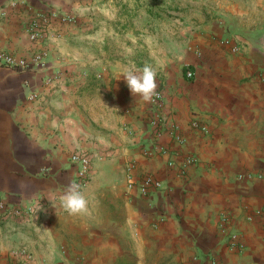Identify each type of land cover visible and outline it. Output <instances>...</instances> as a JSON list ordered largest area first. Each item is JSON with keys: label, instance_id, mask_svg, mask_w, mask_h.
Listing matches in <instances>:
<instances>
[{"label": "crops", "instance_id": "obj_1", "mask_svg": "<svg viewBox=\"0 0 264 264\" xmlns=\"http://www.w3.org/2000/svg\"><path fill=\"white\" fill-rule=\"evenodd\" d=\"M111 1L87 2L91 16L108 26L86 22L32 41L26 28L37 12L85 15L86 1L0 0V52L26 62L0 59V200L39 204L41 213L0 222V263L24 247L34 255L28 264H200L208 254L217 264H264L262 219L248 218L264 207V0H195L213 6L182 14L170 52L163 50L150 70L141 54L131 57L122 45L117 57L114 44L100 37L117 35L109 20L129 12H109ZM42 52L43 65L33 59ZM157 87L184 140L166 136L168 151L145 153L141 141ZM74 154L90 159L80 190ZM188 155L198 163L180 173ZM128 163L135 179L151 175L173 194L129 190ZM248 171L261 176L238 177ZM223 213L242 250L226 244ZM157 214L164 219L153 226Z\"/></svg>", "mask_w": 264, "mask_h": 264}, {"label": "built area", "instance_id": "obj_2", "mask_svg": "<svg viewBox=\"0 0 264 264\" xmlns=\"http://www.w3.org/2000/svg\"><path fill=\"white\" fill-rule=\"evenodd\" d=\"M3 15H4V11L0 9V17ZM36 16L40 17V14H36ZM40 19L46 21L47 17L43 16V18H35V19L33 18L32 22H30L27 25L26 31L29 38L32 40L37 39L41 34L40 29H38V22H37V20ZM223 42L231 44L232 50H237L239 48V42L233 41L231 38H226L223 40ZM0 59L10 64L26 63L24 59L16 58L12 54L3 53V52H0ZM33 59H35L41 65L44 64L41 60L40 54L35 55ZM185 75L187 78H193L194 72L191 69H187ZM48 81L49 79L46 82ZM34 96L35 95L33 94L32 97ZM165 99H166L165 90L162 88L157 87L153 89V91L150 94L148 116L146 122L147 125L146 137L143 141H141L142 142L141 146L145 153H151L153 151L164 153L168 151L166 145L163 142L164 137L166 136L175 139L178 142H182L184 140V138L180 134L179 126L175 122L169 120L168 115L164 110ZM192 125L200 128L204 132H208L207 126L200 124L196 120L192 122ZM125 129L128 130V132H130L132 136L138 135V133L136 134L132 133L133 131L130 130L127 126H125ZM71 160L78 164L75 180H74V187L75 189L80 190L81 187L87 182L89 176L90 159L87 155L74 154L71 156ZM197 163H198V158L195 155L186 156L181 164L180 173H184L185 169L189 165L191 164L195 165ZM168 164L171 165L172 161H169ZM131 168H132V164L128 163L126 166L127 169L126 186L129 190H136L140 195L146 197L151 196L153 193L157 191L163 194H173L174 191L170 185L162 182V180L155 178L151 175H147L135 179L131 174ZM254 176H261V172L248 171L246 173L238 174L239 178L252 179ZM39 208H40L39 204L36 206H25V207L9 206L4 200H0V222L14 217L30 218V217L38 216L39 214H41L39 212ZM254 216L255 217L258 216L262 219L261 225L264 228V207L254 209L251 212V214L248 215V218L252 219ZM163 219H164L163 215L160 214L155 215L152 221V225L156 226L158 222L162 221ZM227 221H228V216L224 213L221 214L219 227L223 232V238L226 244L230 248L242 250L244 248V242L241 238L240 233L233 230H226L225 225ZM14 254L23 260V264H28L30 261L34 259L33 253L24 247L18 248ZM205 262L206 264H217V259L213 255L208 254L207 258H205Z\"/></svg>", "mask_w": 264, "mask_h": 264}, {"label": "rangeland", "instance_id": "obj_3", "mask_svg": "<svg viewBox=\"0 0 264 264\" xmlns=\"http://www.w3.org/2000/svg\"><path fill=\"white\" fill-rule=\"evenodd\" d=\"M85 1L87 3L89 0ZM194 1L195 0H191V3L187 0H112V9L109 10V12L122 11L124 8H126V10L128 9L129 12L123 10L121 15L115 14L114 20H109L112 23L114 30H118L117 35H108L107 32L102 31L100 37L105 43L109 41L110 44H114L117 57L123 52L120 47L122 45H127L131 48V57H139L138 54H141V58H143L142 61L147 62L146 67L150 70V64L153 66L159 62V56L163 50L170 52L173 43L172 38H175L178 33L176 24L178 21L181 23L183 22L181 19L182 14L190 10L192 13L195 8L198 9L201 5H203L206 10H211V7L213 6V3L210 1H205L201 4H195ZM86 7L87 9L85 10L88 14L85 13V15H81L74 10L61 11L59 9L37 12L36 14H40V17L35 15L34 19L46 16L47 20H37L38 29H40L41 34L34 40L41 38L48 39L49 36L52 38L57 37L55 33H58L62 28L66 29L65 27L85 26L86 22L92 25V21H94V23L96 22L98 24L99 28L108 26L107 23L103 22H107V19H103L102 16L98 17L101 19L99 20L100 23H98L97 18H94L93 15L91 16L92 4L87 3ZM94 10L95 9L93 8V11ZM82 16L91 18L83 20L81 19ZM32 20L33 19H31L30 22H32ZM140 44H142L141 47ZM136 46L141 48V50H137ZM168 49L169 51H167ZM37 54L41 55V60L43 61L44 52ZM34 57L35 56H33V58ZM46 79L48 80L49 78ZM123 248L128 250L129 246L125 244ZM17 257L18 256L15 258L13 257V261L7 260L5 263L3 262L0 264H23V260L19 257V259H17ZM118 260L119 262L121 261L120 259H117L116 261Z\"/></svg>", "mask_w": 264, "mask_h": 264}, {"label": "trees", "instance_id": "obj_4", "mask_svg": "<svg viewBox=\"0 0 264 264\" xmlns=\"http://www.w3.org/2000/svg\"><path fill=\"white\" fill-rule=\"evenodd\" d=\"M199 262H200V264H206V262H205V258H200V259H199Z\"/></svg>", "mask_w": 264, "mask_h": 264}]
</instances>
